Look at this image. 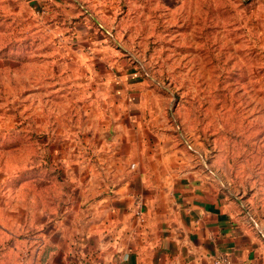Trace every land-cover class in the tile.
I'll return each instance as SVG.
<instances>
[{"label":"rangeland","instance_id":"1","mask_svg":"<svg viewBox=\"0 0 264 264\" xmlns=\"http://www.w3.org/2000/svg\"><path fill=\"white\" fill-rule=\"evenodd\" d=\"M115 120L264 231V0H0V172L101 167Z\"/></svg>","mask_w":264,"mask_h":264},{"label":"crops","instance_id":"2","mask_svg":"<svg viewBox=\"0 0 264 264\" xmlns=\"http://www.w3.org/2000/svg\"><path fill=\"white\" fill-rule=\"evenodd\" d=\"M142 121H114L125 148L96 152L101 167L75 159L60 176L51 165L0 172V264H213L219 254L264 264V231L176 159L170 133L148 148Z\"/></svg>","mask_w":264,"mask_h":264},{"label":"built area","instance_id":"3","mask_svg":"<svg viewBox=\"0 0 264 264\" xmlns=\"http://www.w3.org/2000/svg\"><path fill=\"white\" fill-rule=\"evenodd\" d=\"M134 209H135V216L138 219L139 223L143 222L142 218V203L138 197L134 198ZM213 264H229V260L226 255L219 254L212 260Z\"/></svg>","mask_w":264,"mask_h":264}]
</instances>
